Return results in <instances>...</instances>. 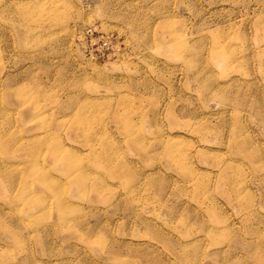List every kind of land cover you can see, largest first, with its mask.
<instances>
[{
	"label": "rangeland",
	"instance_id": "rangeland-1",
	"mask_svg": "<svg viewBox=\"0 0 264 264\" xmlns=\"http://www.w3.org/2000/svg\"><path fill=\"white\" fill-rule=\"evenodd\" d=\"M0 264H264V0H0Z\"/></svg>",
	"mask_w": 264,
	"mask_h": 264
}]
</instances>
